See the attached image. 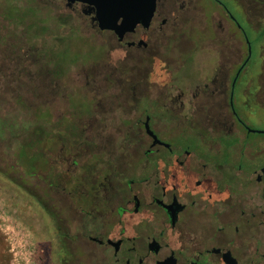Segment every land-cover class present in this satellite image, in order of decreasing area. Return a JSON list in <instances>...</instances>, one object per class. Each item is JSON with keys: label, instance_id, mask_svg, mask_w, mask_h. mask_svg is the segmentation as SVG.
I'll return each instance as SVG.
<instances>
[{"label": "flooded vegetation", "instance_id": "flooded-vegetation-1", "mask_svg": "<svg viewBox=\"0 0 264 264\" xmlns=\"http://www.w3.org/2000/svg\"><path fill=\"white\" fill-rule=\"evenodd\" d=\"M60 1L101 53L79 81L94 94L80 122L92 140L60 160L85 175L43 183L47 202L67 196L64 231L44 213L65 262L264 264V130L242 118L264 103V0H156L121 36Z\"/></svg>", "mask_w": 264, "mask_h": 264}, {"label": "rangeland", "instance_id": "rangeland-1", "mask_svg": "<svg viewBox=\"0 0 264 264\" xmlns=\"http://www.w3.org/2000/svg\"><path fill=\"white\" fill-rule=\"evenodd\" d=\"M78 15L79 10L66 9L60 0H0L1 110L28 118L35 129L40 126L48 135L33 146L31 154L38 160L32 177L22 187L24 192H33L37 199H43L42 207L53 210L48 209L49 213L58 215L56 226L60 231L65 229L62 208L68 205L67 196L49 195L47 202L43 183L69 190L77 187L85 175L80 171L81 162L74 169L60 160L61 156L75 155L77 145L86 139L92 140V136L81 133L80 122L83 117H90L94 94L79 81L84 79L83 69L101 56L97 43L82 33L74 19ZM49 80L59 82L66 96L62 102L49 103ZM248 105L242 110L245 123L264 130V103L251 101ZM41 116H47L46 122L39 120ZM15 149L18 148L0 147V170L18 183L29 170L23 165L15 171L8 170L15 161ZM60 150H65L62 155ZM24 192L0 176V264H68L56 237L57 227L48 223L34 199ZM53 204L56 208L50 207Z\"/></svg>", "mask_w": 264, "mask_h": 264}, {"label": "trees", "instance_id": "trees-1", "mask_svg": "<svg viewBox=\"0 0 264 264\" xmlns=\"http://www.w3.org/2000/svg\"><path fill=\"white\" fill-rule=\"evenodd\" d=\"M15 12L14 10H11V14H15ZM58 61L64 63L67 60L61 61L58 59ZM26 67L28 66H25V68ZM1 85L2 84H0V95L2 93L1 89L3 87ZM46 117L41 116L39 120L46 122ZM45 124L43 123L42 126H45ZM47 136L48 135L45 130H42L40 126H38V129H35L33 122L28 118L19 117L17 115H14L13 113H5L1 110L0 106V147H5L6 145V147H8L9 149H11V147L18 148L13 150V152L15 153V157H12V159H15V161H12L9 165L10 167L8 166L7 168L12 172L15 171V169L18 168L19 165H23L29 170L27 174L19 178L20 182L18 183L20 184L16 183V180H11L10 177L6 178L7 173H4L0 170L1 178L6 180L11 185L15 186L18 191L24 192L22 186H26V179L32 177V173L34 171L33 166L35 165V163H37L38 160L35 155L31 154V151H33L34 148L33 146L39 144L41 142L40 140H44ZM24 193H26V195L30 197L31 200L36 198L33 192ZM39 201L43 203V199ZM43 210L44 213H48V209L46 210L45 207H43Z\"/></svg>", "mask_w": 264, "mask_h": 264}, {"label": "water", "instance_id": "water-1", "mask_svg": "<svg viewBox=\"0 0 264 264\" xmlns=\"http://www.w3.org/2000/svg\"><path fill=\"white\" fill-rule=\"evenodd\" d=\"M67 6L81 4L95 15L100 30L121 36L153 15L156 0H65Z\"/></svg>", "mask_w": 264, "mask_h": 264}]
</instances>
